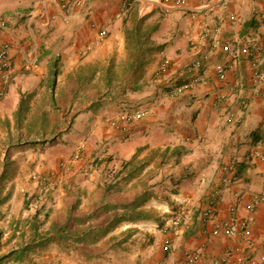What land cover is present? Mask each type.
Returning <instances> with one entry per match:
<instances>
[{
    "label": "crops",
    "instance_id": "obj_1",
    "mask_svg": "<svg viewBox=\"0 0 264 264\" xmlns=\"http://www.w3.org/2000/svg\"><path fill=\"white\" fill-rule=\"evenodd\" d=\"M45 1L0 0V20L12 28L0 34V45L18 39L39 54L37 64L28 68L26 54L13 48L10 81L4 82L0 72V205L25 201V193L36 186L30 178L34 169L42 163L52 166L84 145L82 155L101 154L103 160L87 178L80 177L78 163L71 168L64 185L52 193L50 234L40 228V240L67 232L61 224L69 219L76 230L97 231L105 243L113 240L111 251L152 232L160 244L172 235L173 221L185 206L183 231L173 236L165 259L159 246L162 264H177L184 248L202 252L195 264H213L236 245L245 260L239 263L235 255L229 264H264V201L255 209L249 240L198 237L200 210L215 186L223 194L218 213L223 219L234 204L240 216H247L246 202L264 195V158L255 153L260 146L264 155V0H189L186 9L168 16L155 10L147 18L163 16L144 25L152 33L145 55L126 42L127 18H114L123 0H94L80 14L49 3L40 14ZM50 14L55 19L43 26ZM200 23L212 31L217 48L201 40ZM101 28L108 35L93 44ZM252 38L263 45L257 66L237 59ZM193 42L205 47L204 83L189 82ZM223 44H229L228 52ZM166 58L171 65L163 73L159 69ZM232 61L234 67L220 80L215 65ZM138 105L148 113L131 124L129 137L122 140L109 119ZM233 158L236 179L226 185L221 167ZM63 204L68 213L61 217ZM3 214L0 222H10V210Z\"/></svg>",
    "mask_w": 264,
    "mask_h": 264
},
{
    "label": "built area",
    "instance_id": "obj_2",
    "mask_svg": "<svg viewBox=\"0 0 264 264\" xmlns=\"http://www.w3.org/2000/svg\"><path fill=\"white\" fill-rule=\"evenodd\" d=\"M94 0H47L39 8V13H45L47 5L54 4L58 5L61 10L71 9L74 14H80L82 11L89 7V4ZM138 5V12L140 17H145L155 10H159L163 15L168 16L172 14L175 10L186 9L189 6V0H123L115 14V19H125L130 14L133 5ZM223 8L227 10L229 8L227 3L223 4ZM36 10H33L30 15L33 16ZM56 14H50L47 18L42 21L43 26H48L55 19ZM231 20L236 19L235 14L229 15ZM262 20L264 21V12L261 15ZM201 40L208 43V45L217 48L219 42L214 37L212 31L207 29L200 23ZM12 28L8 24V21L5 19L0 20V34L2 32H11ZM108 35V30L101 28L98 32L95 42L103 41ZM17 48L20 52L26 54L25 67L31 68L37 64L39 54L35 46H31L27 50V46L22 43L21 40H7L0 45V72L4 82H9L13 75V55L11 50ZM262 42L259 38H252L247 43L243 44L240 47L237 59L247 58L249 59L253 66H257L261 53H262ZM191 50L193 52V62L189 67L191 78L189 82L191 84L204 83L205 78L200 76V72L205 64V47L201 46L197 42L191 44ZM222 50L228 52L230 50L229 44H223ZM234 62H220L215 65V72L218 78L224 81L227 77V73L230 69L234 67ZM171 65V59L166 58L161 63L160 72L165 73ZM256 78H259L257 75ZM4 94V89L0 91V98ZM148 113L147 107L144 106H134L127 108L120 112V114L115 118H110L109 122L111 125L119 132V135L122 140H126L131 129V124L142 120ZM82 145L79 147L72 155L62 158L59 160V163L56 167L49 168L46 170L34 171L31 174V178L39 188L36 193L35 198L32 201L34 202H44L47 199V196L51 194L56 188V181L59 177L61 171H70L76 163L80 172L84 176L93 175L99 168L101 161L103 160V155L99 154L96 156H84L82 155ZM258 149H255V153L259 157L264 158V155L260 153V146H257ZM221 182L230 185L236 179L237 167L236 159H231L228 162H225L221 167ZM239 194H237L238 197ZM223 200V194L221 193V188L215 186L211 192H209L208 199L206 203L200 210V218L203 222V226L198 234V237L213 238L218 236H223L227 238H235L242 236L245 240H249L251 237V224L255 220V209L256 207L264 201L263 194H255L252 199L246 202L245 209L248 212L247 216H240L238 214V205L234 204L230 208L231 215L228 218H218L219 205ZM186 215V208L182 206L180 208L179 218L174 219L172 224V235H167L163 248L165 251H169L173 244V236L180 235L183 231V224ZM212 223V227H208L209 223ZM170 227V228H171ZM240 253H243V248L239 245L231 247L224 256L215 257L212 259L213 264H229L231 258L235 255L239 263H242L245 258L242 257ZM203 257V254L200 250L192 248H184L182 251L181 257L178 260L177 264H195L200 261ZM261 260L264 261V255L261 256Z\"/></svg>",
    "mask_w": 264,
    "mask_h": 264
},
{
    "label": "rangeland",
    "instance_id": "obj_3",
    "mask_svg": "<svg viewBox=\"0 0 264 264\" xmlns=\"http://www.w3.org/2000/svg\"><path fill=\"white\" fill-rule=\"evenodd\" d=\"M133 14H136L139 19L143 20L142 29H144L145 24L158 23L161 19L160 17L163 16L162 14H159V16L151 19L147 18V16L140 17L138 5L134 4L130 14L128 17H126L129 26H131L133 23L132 19L135 16ZM58 163L59 161L52 166L51 164L49 166L48 164L44 165V163H42L38 168L34 169L30 173V178L34 171L53 168L56 167ZM70 172L71 170L61 171L56 181L55 190L58 189L60 184L63 183L62 186L64 185L65 178ZM20 174V177H23V173ZM80 177L87 178L88 176L82 175ZM68 178L69 177H67V179ZM83 182L84 181L82 180L81 184ZM38 190L39 188L37 186H34V189L30 188L29 191H27L24 195L25 201L21 199H15V202H12L8 206L0 205V221L6 214H3L4 209H9L10 213H12V216L9 218L11 220L10 222H0V225H3V227L0 228V264H107L108 262L112 264H162L158 259V256L160 255L158 249L159 246H161L164 250V240L159 244L157 241V236H155L153 232L152 234H148L146 237L133 238L130 243L125 244L116 251H111L109 249V246L111 242L113 243V240L107 241L105 243L103 242V237L99 236V233L98 236L94 235L91 239H89L85 246H83V244L79 246L75 242L68 241V239L56 241L50 236H47L46 240L41 241L38 238L40 228H44V230L42 229L43 232L47 234L50 233L52 225L50 222L51 210L54 209L52 208V202L55 198L52 193L56 191L54 190L51 194H49L44 202H34L32 204V201L35 198ZM3 195L4 191H0V197H3ZM72 197L73 195H70L69 198L67 197L68 201H72ZM72 210H74V208ZM59 211H61L59 213L62 215L61 217L68 213L67 207H65L64 204L59 208ZM25 220H28L29 222H26ZM14 222H17V224L14 225ZM75 226L78 225L73 223L71 229L75 230ZM4 229L7 231L11 229L12 232L6 235L3 231ZM25 242H27L26 245L30 246L28 247L27 251L22 254V256L17 257L12 254L9 255L8 251L13 246H25ZM74 247L81 248L76 249ZM163 253L164 254L162 256L165 259L170 254V250L168 252L164 250Z\"/></svg>",
    "mask_w": 264,
    "mask_h": 264
},
{
    "label": "trees",
    "instance_id": "obj_4",
    "mask_svg": "<svg viewBox=\"0 0 264 264\" xmlns=\"http://www.w3.org/2000/svg\"><path fill=\"white\" fill-rule=\"evenodd\" d=\"M133 15H135L132 19L133 23L131 26H128L126 31H125L126 42H127V44L129 43V45H131V46L132 45L135 46V48L137 47L138 52L142 53V55L148 54L149 49H151L148 47V43L151 40L152 33H150L147 30H143L142 29V21L143 20L139 19L136 16V14H133ZM139 45L141 48H146V49H139L138 48ZM140 50H142V51L140 52ZM69 221L70 220L68 219V221L66 223L61 224V231H67V232H65L64 234L61 233L60 236L54 238L53 240H56V241L62 240L63 241V239H65V240L68 239V241L75 242L79 246L81 244H83V246H85V244H87L88 240L91 239L94 235L98 236V233H96L97 231H93V230H91V231H86V230L80 231V229H77V230L71 229L73 223H70ZM50 237H52V236H50ZM42 240H46V239H42ZM29 246L30 245H25V246L19 247L15 250L11 251V253H9V255L12 254V255H15L17 257L22 256V254L27 251ZM74 248L80 249L81 247L80 248L74 247ZM9 255H6V256H9Z\"/></svg>",
    "mask_w": 264,
    "mask_h": 264
}]
</instances>
